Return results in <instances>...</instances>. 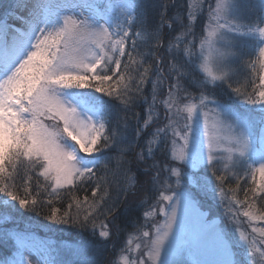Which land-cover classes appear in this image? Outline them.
I'll use <instances>...</instances> for the list:
<instances>
[{"label":"snow or ice","instance_id":"1","mask_svg":"<svg viewBox=\"0 0 264 264\" xmlns=\"http://www.w3.org/2000/svg\"><path fill=\"white\" fill-rule=\"evenodd\" d=\"M204 3L205 0H193L188 6L189 21L196 19ZM16 5L23 7L26 14L10 11L0 16V193L6 197L0 199V237H9L6 225L20 209L34 211L38 203L53 205L65 188L70 197L67 208L58 216L60 210L52 207L46 219L53 224L81 227L91 223L95 235L97 214L112 213L116 203L109 205L108 181L98 170L106 159L105 151L126 142L123 133L117 140L108 126L112 105L103 97H112L129 111L135 101L131 93H142L152 67H144V62H138L132 54L138 47V40L132 39L133 29L137 23L144 24L137 12L139 5L137 0H16ZM260 7L264 10V0ZM238 14L235 0H215L214 7L209 4L208 37L200 42L201 52L207 48L210 53L203 65L209 79L196 81L194 86L200 89L198 98L183 83L187 75L182 71L183 65L170 67L169 76L174 82L169 85L167 99L161 101L167 122L155 127L152 139L137 153L139 160H154L156 152L161 151L168 160L171 152V159L162 168L168 176L159 199L151 211L144 213L145 217L161 215L164 219L162 224L148 225L149 230L141 232L144 258L131 264H179L176 258L185 253L190 264H244L236 255L237 244L226 232L217 229L214 222L210 224L201 211L200 196L228 199L230 216L239 215V207L247 205L243 215L264 222V210L253 211L257 200L264 203V90L256 93L255 80L250 82L252 93L230 83L234 75L231 64L244 55L232 50L237 39L258 35L249 54L258 49L259 56L264 58V47L260 46L264 45V28L257 25L253 29L238 23ZM259 23L264 24V16L259 17ZM164 26L162 19L155 32L162 33ZM184 27L191 34L193 24ZM135 35L140 37L142 31H136ZM155 41L159 45L162 35H155ZM194 47L185 46L184 53L189 57L186 63L191 62ZM209 60L219 64V74L208 67ZM246 63L255 75L256 62ZM261 67L264 68V63ZM132 71L136 72L135 78L130 74ZM163 82V72L158 68L152 81V103L143 125L136 129V139L159 119L155 108ZM217 82L227 84L243 97L241 102L251 106L249 112L236 114L209 100L205 90L209 83L218 86ZM259 82L264 86V75L259 76ZM209 104L215 107L209 108ZM257 104L259 112L253 115ZM133 116L139 125V114ZM132 149V142H127V150ZM224 153L231 163L221 168ZM128 163L120 162L121 166ZM153 167L159 165L154 163ZM209 168L211 178L207 175ZM38 169L42 171L37 172ZM238 170H245V176L251 175L254 182L257 172L261 177L257 188L244 189L243 201L229 198L224 188L230 174L239 182L242 177ZM33 176L37 195L43 190L50 197L47 201L33 197ZM17 177L19 185L15 183ZM152 179L154 184L158 183L160 171ZM86 186H91V199L85 195L81 200L75 196V190L87 192ZM21 190L23 196L19 195ZM233 204L237 206L235 212ZM99 228L98 236L109 239L108 225L101 222ZM251 231L264 236V228L252 227ZM15 239L20 259H5L0 264H32L19 251L24 238L17 235ZM239 239L250 249L249 256L260 252L256 241L244 232H240ZM39 264L56 261L43 260Z\"/></svg>","mask_w":264,"mask_h":264},{"label":"trees","instance_id":"2","mask_svg":"<svg viewBox=\"0 0 264 264\" xmlns=\"http://www.w3.org/2000/svg\"><path fill=\"white\" fill-rule=\"evenodd\" d=\"M212 2L213 0H210V3ZM137 3L139 5L137 12L140 19L144 21V24L141 25L140 23H137L133 29L132 39L138 40V47L132 52V54L138 62H144V67L151 65V71L143 85L142 93H131L134 95L135 101L131 105L129 111L126 112L123 105L112 97H103L105 101H108L109 104L112 105L108 126L116 133L117 140L121 139V133H123L126 138L125 143L114 145L112 148L105 151L106 159L98 170V174L105 177L108 181L107 188L111 195L109 205L116 202L113 212L106 216L102 215L101 219L102 222L108 219L109 225L113 229V231L110 230V238L106 240L109 241L111 245L107 248L102 247V240L97 232L98 227H96V234L94 235L91 223L86 227H81L79 224L75 226L71 224L56 225L46 219L50 214L52 207L60 210L57 213L58 216L67 208V204L70 200V197L66 195L68 192L67 188L60 190V197L54 199L53 205L38 203L36 210L34 211L20 209L14 216L13 220L6 225V228L31 229L40 234H48L50 236L58 237L59 239V231L57 232V228L60 226L61 230H65L60 231L64 234V237L61 238L67 244H73L67 246L74 247V245H78L82 248V251H86V257H102L104 263L110 257H115L120 252L129 248V243L125 246L127 239L131 237V233L137 232L138 226L141 225L143 228L146 227L147 229L148 223L144 213L148 211V209L141 210L143 204L142 202H139V200L142 195L153 197L149 189V186L152 183V177L155 176L157 171H160L161 177L163 173H165L162 171L164 164L168 163V160H170V154L168 153V160H165L164 154L161 151L156 152L154 160L152 158L139 160L137 156V153L145 148L147 141L152 139L151 132L155 130V127L163 124V121H161V110L156 106L155 111L159 113V119L141 134L140 139H136L135 132L137 127L142 126L143 120L147 118L148 105L151 104L149 102L152 97V81L156 79L157 69L160 68L164 75V82L158 89L157 97L166 92V85L168 84L166 83V80L169 81L170 84L174 82V79L169 76V70L173 64L177 67L183 65L182 71L187 73L183 83L188 92H190L192 96L200 94V89L194 86L196 83L195 77L199 76L197 69L199 65L198 42L200 37L198 35L195 36L192 33L189 34L188 31L186 32L182 29L184 26L188 25V22H190L187 16L188 11L190 10L188 7V0H137ZM15 4L16 3L11 4L8 7L10 8L9 10H11ZM197 15L199 17L197 16L196 19L202 18L200 13ZM175 16H180V24H177L174 21ZM162 19L164 24L166 20H173V30L169 31L165 25L162 33L157 34L155 29L160 25ZM136 31H142V35L137 37L135 35ZM155 35H162V42L165 43V46L168 42L175 43V45L170 48L164 46V50L160 53L158 52L160 45L156 44ZM190 43L195 46L193 49L194 56L191 58V62L186 63V61H189V57L184 53V48L185 46L192 47ZM166 48L168 50H166ZM129 51H132L130 45ZM158 56L161 59L160 63L157 62ZM124 60L127 61V57H125ZM135 67L136 66L134 65L133 68ZM140 71L142 72L143 68H141ZM130 74L134 78L136 77L135 71H132ZM133 87H135V85H133ZM98 94L102 95L100 93ZM205 94L210 95L219 102L225 101V99L222 100V95L219 93L218 86L213 87L212 90L206 89ZM181 95H183V93ZM228 97L229 102L232 103L230 95ZM145 98H147V103L145 102ZM133 113L139 114V125L137 119L134 118ZM125 118H127V130H125ZM127 142H132L133 144V149L131 151L127 150ZM121 149H124V151L122 152ZM124 160H127L129 163L121 166L120 162ZM154 163L159 165V167L154 168ZM105 164L107 167H105ZM40 170L41 169H38L37 172ZM23 174L22 170L21 175ZM40 182L41 184L44 183L43 177L40 178ZM9 183H11V181H9ZM15 183L17 185L21 183L19 177H17ZM133 183L135 184L134 187ZM86 187H88L87 192L82 189L75 190V196L82 200L83 197L87 195L89 199H91V186ZM133 193L137 194V198H132ZM155 194L156 192L154 191V195ZM19 195L23 196L24 192L21 190ZM33 197L38 201L41 199L47 201V199L50 198L44 194L43 190L37 195V192L35 191V176H33ZM0 199H6L3 193H0ZM198 199L200 200V197H198ZM16 206L17 208L19 207L18 203ZM73 210H75V204L73 205ZM53 228H56V230L53 231ZM113 250L114 253L110 255ZM63 257L68 256L65 253ZM68 260L71 264H77L73 258H71V260L68 258ZM63 262L66 263V260H63ZM89 264H98V260L90 262Z\"/></svg>","mask_w":264,"mask_h":264},{"label":"rangeland","instance_id":"3","mask_svg":"<svg viewBox=\"0 0 264 264\" xmlns=\"http://www.w3.org/2000/svg\"><path fill=\"white\" fill-rule=\"evenodd\" d=\"M238 8H239V14H238V23L248 25L255 29V27L258 25L259 27L264 28V24L259 23V17L264 16V10L261 9L260 4L261 0H235ZM16 3L15 0H0V16H5L6 13L10 12V8H8L11 4ZM193 3V0H188V6ZM209 4H211L214 7L215 0H213L212 3H210V0H205V3L203 5V9L198 12L200 13L201 17L203 18H197L194 22L190 21L188 22L193 24L191 33L193 35H198L200 37L199 39V45H198V53H199V65H198V73L199 76L195 77V82L199 79L208 80L207 74L203 70V65L205 63V58L209 57L210 53L207 48L204 49L203 52H201L200 42L201 40L208 37L209 32V17H208V7ZM8 8V9H7ZM12 12H15L18 15H25L26 10L23 7H17L15 10H12ZM197 13V14H198ZM196 14V17L198 16ZM199 17V16H198ZM177 24H180V16H175L174 20ZM173 20H166L165 25L171 24V27H168V30H173ZM11 23H16L15 21H10ZM184 31L187 32L186 27L182 28ZM244 31H247V28L243 29ZM259 39V36L256 37H239L236 42V46L232 49L233 51H240L242 52L243 58L242 59H235L233 63L231 64V68L233 69L234 75L232 81L233 87H241V91H244L245 89L252 93L253 88L251 85V81L255 80L256 83V93H258L261 90H264V86L260 85L259 82V76L264 75V68L261 67V64L264 63V58L259 56V51H257L254 54H249L252 52V49L256 45V41ZM193 45L192 43H190ZM160 47L158 49V52L161 53L162 50H164L165 43L161 42ZM175 43L168 42L165 47L170 48L174 46ZM261 47H264V45H260ZM216 47H220L219 44L216 45ZM166 48V50H168ZM157 62H161L160 57L158 56ZM256 62V68L257 72L255 75L252 73V69L248 67L246 62ZM208 67L216 74H219V64L212 62L209 60ZM247 82V83H246ZM166 92L161 94L157 97L156 106L159 107L162 113L161 121L163 123H166L165 119V108L164 105L161 103V101L167 99L168 97V88L170 85V82L166 80ZM219 93L222 95V100L225 99L223 102H219L215 98L211 97L210 95H207L209 100L217 101L218 103L225 106V108L233 113L236 114H246L249 112L251 106H246L241 101L244 99L241 96H238L236 93L232 91V88H229L227 84H219ZM208 90H212L213 86L211 83H209V86L207 88ZM89 91H91L89 89ZM98 96L99 94L96 93ZM200 95V94H199ZM199 95L195 97H199ZM206 95V94H205ZM232 98V103L229 102V96ZM254 98L258 99V96L254 94ZM186 102V101H185ZM149 103H152V99ZM209 108L215 107L214 104H209ZM207 111V109H205ZM157 112V111H155ZM259 112V105H256L255 112H253V115L258 114ZM186 115V113H185ZM165 119V121H164ZM183 123V120L181 121ZM163 124H160L159 126H162ZM223 134V132H222ZM225 146H227V142L225 141ZM170 145V142H169ZM170 159H171V152L169 151ZM168 154V155H169ZM227 153H224V159L222 160V163L220 165L221 168H223V164L228 163L230 165V161L227 160ZM258 167V165H257ZM42 171V169L40 170ZM239 175L242 177L239 182L237 183V180L229 175V177L225 180L224 188L225 191L228 193L229 198H234L235 200L243 201L245 199L244 196V189H253L257 188L261 177L259 172L256 173V180L255 182L251 179V175L245 176L244 171L245 170H238ZM156 175V173H155ZM207 175L211 178L212 177V169L207 170ZM168 174L165 172L160 177L159 182L155 183L153 182L149 186L150 193L153 195H142L139 202H142L141 210L148 209V211H151L152 207L156 204V201L159 199V191L162 190L163 181L167 179ZM174 179V178H173ZM154 191L156 194L154 195ZM249 196H251V192H249ZM132 198H137V194H132ZM200 205H201V211L204 212L205 217L208 219L209 223L212 224L214 222L215 227L217 229L223 230L227 233L228 238L235 242L237 244V247L235 249L236 255L238 258L243 259L244 264H252V261H255V264H264V247H261V244L264 243V236H261L259 232L252 233L251 229L252 227L256 228H264V222L257 221L254 219H251L249 217H245L243 215V212L245 210H248L247 205H242L239 207V215L237 216H230L228 213V199H225L221 201L220 197L217 195L215 197L212 196H200ZM257 209L264 210V203L257 200L255 207L253 211H256ZM237 210V206L233 204V211L235 212ZM259 212H257V215ZM183 209L181 211V216L183 217ZM102 215L99 213L97 214L96 218V225H97V232H99L100 228L99 225L102 222ZM148 225L155 224V223H163V216L156 215L155 217H146ZM103 223L108 225L109 231H113L112 227L109 225V220H105ZM57 225V224H56ZM61 227L58 226L59 231V237L50 236V235H44L36 232L35 230H31L28 232H25L23 230H12L10 231L8 228L10 235L9 237H5V240L0 237V254L4 256L7 260H13V259H20V256L18 255V245L15 237L17 235L24 238L23 247L19 248V251L24 254V256L32 261V264H39L40 261L43 260H54L56 261V264H71L68 260V258L71 260V258L74 259V261L77 264H89L90 262H93L95 260H98V264H131L132 261L137 260L138 258H144L141 256V250L143 249L142 244V237L141 232L143 230H149V227L143 228L141 225L138 226L137 232H133L130 234L131 237L127 239V242L125 246L129 243L130 245L127 250L120 252L115 257H110L105 263L103 262L102 257H86V251H82V248L78 245L73 246H67V245H73V244H67L61 237H64L63 233L60 231ZM60 229V230H59ZM239 229V230H237ZM56 228H53V231H55ZM244 232L245 235L249 236L250 240L256 241L257 248H260V252H257L255 256H249L248 246L246 244H243L240 242L239 234L240 232ZM102 240V239H101ZM58 241V242H57ZM60 241V242H59ZM141 245V248L138 249L137 245ZM111 244L109 241L102 240V247L107 248ZM123 247V245H122ZM115 250V249H114ZM114 250L111 251L112 255L114 253ZM67 254L68 257H63ZM179 262V264H190V258L188 257L187 253H185L181 257L176 258ZM63 260H66V263L63 262ZM0 261H3L0 259Z\"/></svg>","mask_w":264,"mask_h":264}]
</instances>
